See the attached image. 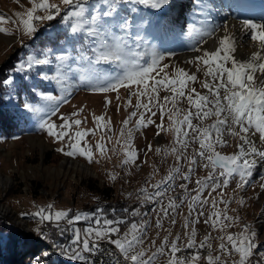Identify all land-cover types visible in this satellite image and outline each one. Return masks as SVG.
Returning a JSON list of instances; mask_svg holds the SVG:
<instances>
[{"label":"snow or ice","instance_id":"obj_1","mask_svg":"<svg viewBox=\"0 0 264 264\" xmlns=\"http://www.w3.org/2000/svg\"><path fill=\"white\" fill-rule=\"evenodd\" d=\"M31 7L24 14L17 13L20 17V28L29 39L35 37L40 26L48 21L61 18V24L69 33L67 47L54 52L45 49L38 59L29 55L26 60L19 62L15 71L30 70L37 65H52L53 75L41 72L43 79L55 81L65 93L54 96L48 92H40L38 95L47 103L43 106L25 102L23 107L39 118L38 127L55 141L62 142V147L57 151L67 156L85 157L90 163L94 159L92 146L87 143L85 137L101 132V140L95 144L96 152L102 157L106 156L109 149L106 143L112 141L108 135L113 131L110 118L103 115L93 116L96 127L82 129L79 126L82 120L78 119L79 111L72 112L71 118L61 115L62 123L59 125L50 119L59 111L60 103H67V97L79 84H86L93 92L116 93L120 99V90L127 93L125 108L132 107L128 116L122 121L119 135L112 145L111 152L123 154L120 166L135 164L138 158L134 147V134L149 125L155 124L153 117L159 113L160 123L155 124L156 135L172 132L173 143L171 147L157 146L155 152L163 156L173 155L176 166L169 168L167 175L154 184L141 186L137 189V199L140 205L151 202H160L161 206L155 211L159 218L156 227L162 228L161 221L172 216L170 224H176L175 214L181 207L184 199H188V214L183 216V235L186 243L178 245L180 234L169 242L171 231L164 229L167 234L163 237L159 246L152 240L149 246H145L146 223L132 221L128 223L126 217L110 219L103 207H98L94 212L77 211L70 216L71 210H55L51 204L41 207L32 216L38 218L41 223L49 222L59 227L61 221L68 225L78 222H87L83 234L79 228H73L72 243L77 245L70 250V259L87 261L82 253H99L101 242L113 245L124 264H155L159 255H167L166 264H199L201 261V249H207L208 255L203 257L206 264H228L222 259L224 256L238 255V259L231 264H253L255 255L256 232L251 225L244 224L239 232L227 231L240 221L238 215L228 214L229 201L224 199V191L231 180H236V189H244L250 182L254 170L259 162H264V150L256 146L255 139L258 134L259 141L264 144V23H256L250 19L242 21L245 32H250V38L257 50L247 59H238L236 37L229 32L228 25L217 24L212 15L213 5L207 0H193L186 36L193 39L192 50L196 53L187 63L194 65L195 72H190L178 65H171L172 74L167 71L168 63H163L165 54L159 52L155 45L150 44L149 39L140 32L141 24H134L131 14L139 12L137 6L146 9H161L168 0H60L59 4L51 0H29ZM38 13H43L38 14ZM3 14H0V25L8 22ZM15 24V21H12ZM133 27L136 32L133 33ZM223 27L224 34L217 38V46L209 50L203 45L206 37H215ZM17 28V31L20 30ZM0 34L12 35L8 29L0 26ZM82 41V42H81ZM24 45V41L20 40ZM75 50V55H73ZM90 53V54H89ZM169 56L172 53H168ZM148 59H145V57ZM110 66V70L103 68ZM203 73L204 79L199 80L197 73ZM9 77L3 83L10 84ZM199 83L202 90L194 85ZM161 91L165 94L161 96ZM132 96L136 97L135 105L132 104ZM143 98V99H142ZM146 101V102H145ZM186 101L187 108L180 105ZM106 105L111 103L107 95ZM170 105V106H169ZM119 111V105L117 106ZM133 117H137L135 124L129 127ZM165 119L168 124L165 126ZM211 121L206 123V121ZM73 126L77 129L73 131ZM238 138L236 151L224 154L219 148L226 147V137ZM66 141V145L64 142ZM81 141H84L83 145ZM197 144L192 149L191 155L187 149ZM67 147L68 150H65ZM148 151H152V145H148ZM186 161L187 171L182 172L181 161ZM209 169L206 176L198 177L195 181V195H192L186 183L179 187L186 196L180 198L178 203L173 197H168L166 205L162 203L167 192L174 187L177 179L187 182L197 167ZM109 179L115 180L116 175L109 173ZM152 174H149V179ZM264 179V177H262ZM149 187L152 191H149ZM264 189V183L260 184ZM208 190V197L202 198V193ZM216 193V195H213ZM211 198V211L203 220L205 225H210L213 230H218L221 235L217 247L218 254L212 255L210 236L205 235L197 243L196 225L202 217H205L204 206L209 204ZM96 199V198H94ZM237 203L241 206L244 200L241 197ZM220 204L224 207L221 209ZM112 212L116 210L111 209ZM135 217L141 215L140 208L123 209ZM235 212V209H232ZM128 224L127 230L121 233V226ZM39 232L40 230L37 229ZM43 235V233H41ZM159 235V233H157ZM150 248L154 251L149 253ZM167 249V253L165 252ZM188 255H184L189 251ZM109 257L107 264H121V260L115 253L107 252ZM260 259L255 264H264V253L259 254ZM87 264H94L87 261ZM101 264H105L101 260Z\"/></svg>","mask_w":264,"mask_h":264},{"label":"rangeland","instance_id":"obj_2","mask_svg":"<svg viewBox=\"0 0 264 264\" xmlns=\"http://www.w3.org/2000/svg\"><path fill=\"white\" fill-rule=\"evenodd\" d=\"M51 2L59 4L60 0H51ZM90 3L94 0H89ZM207 2L213 5V8L218 11L212 13L215 22L222 26V20L220 16L222 14L232 13L231 4H227L224 0H207ZM31 7L29 0H0V14H3L8 19V22L4 23V28L12 32V35H4L7 38H11V42L0 38V64L9 59V55L15 53V60L11 68L8 69L4 81L9 77L12 78L10 84L4 85L3 101L4 104L10 107H14L16 110V121L18 126H22V133L15 134L9 138L0 137V174L7 175L11 178L7 188H0V203L6 205L10 210L13 218L0 217L6 223H12L15 219L21 218L26 221V224L32 231L35 237H39L41 232L45 231L44 225L47 222L41 223L38 218L32 216V213L38 211L41 207H46L51 204L53 211L66 210L67 208H77L84 204L92 203L95 201V197L99 194L98 190L101 187L110 186L113 190L111 195L112 199L115 197L121 198L124 201L131 199L137 200L139 204L135 208H140L141 215L135 216L133 220L137 223L141 221L146 223L145 228V246H149L152 240L156 241V246L160 245L161 240L167 234L164 229L171 231L172 235L169 237V242L176 237V234H180V240L178 245L186 243L187 238L183 235V216L188 214V199L190 196L184 199L180 208L177 209L175 214L176 224H170L172 216L164 218L161 223L162 228L156 227V221L159 218V214L155 209L161 206L160 202H151L144 205H140L137 199V189L141 186H147L154 184L161 180L169 168L176 166V160L173 155L163 156L157 155L155 148L171 147L173 143L172 132L161 133L156 135L157 128L155 124L160 123L159 113L153 117L155 124L149 125L147 128H143L134 134V147L137 150L138 158L135 164L120 166L121 160L124 158L123 154L119 152V146H117V153L111 152L112 145L115 143L117 136L119 135L122 121L133 111L132 107L125 108L124 104L127 99V93L121 89L120 99L116 98V93H98L91 91L86 84L76 83L78 86L73 89L72 93L68 95L67 103L59 104V111L55 115H51L50 119L55 121L57 125L62 123L60 119L61 115L71 118L72 112L79 111L78 119L83 122L79 126L82 129L95 128V122L93 116L103 115L105 118H110L112 122L113 131L108 133L112 136V141H103L106 143L109 149L106 156H101L96 152L95 144L101 140V132L96 131L94 134H89L85 137L88 144L92 146L94 153V159L90 163L85 157L77 154L76 156H67L63 152L57 151L62 147V142L55 141L49 137L47 133L38 127L39 118L24 109L25 102L43 106L46 101L38 95L40 92H48L54 96L64 95L61 91V86L56 84L55 81H49L43 79L40 75L41 72L47 73L49 76L53 75L52 65H37L30 70L22 72L15 71L19 62L27 59L29 55H34L38 59L42 58L41 53L45 49H52L54 52H58L67 47V41L69 40V33L61 24V18L58 17L53 21H48L40 26L39 30H43L46 33H52L54 28L62 29L63 35L56 36L55 42H26L28 36L23 34L22 28H20V17L16 14H24L27 8ZM139 12L131 14L134 24H141L140 32L145 35L150 44L155 45L156 49L165 54V60L163 63L170 65L169 75L172 74L171 65L175 64L185 68L190 72H195L194 65L187 63L195 55L199 54L192 50L193 39L185 35L187 32V24L191 9L193 8V0H168V3L161 9H146L143 6H137ZM43 14V13H38ZM247 19V18H244ZM15 21V24L12 23ZM17 28H20L17 31ZM133 33L136 32V28L133 27ZM20 40L24 41V45L20 43ZM26 40V41H25ZM82 42V41H81ZM203 47L214 50V48L203 45ZM212 48V49H211ZM168 53H172L171 56ZM73 50V55H75ZM90 54V53H89ZM145 59H148L146 56ZM105 69L110 70V66L103 65ZM198 79L203 80V73H197ZM200 91L199 83L194 85ZM165 93L161 91V96ZM107 95L111 103H105V96ZM143 99V98H142ZM146 102V101H145ZM136 97L132 96V104L135 105ZM119 105V111L117 106ZM170 106V105H169ZM181 108H187L186 101L180 105ZM137 117H133L129 127L135 124ZM211 121H206L210 123ZM168 121L165 119V126ZM79 130L76 126H73V131ZM228 144L226 147L219 148L218 150L224 154H231L235 152L238 138L226 137ZM84 141H81L83 145ZM256 146L261 150H264V144L258 139V134L255 139ZM66 145V141L64 142ZM152 145V151H148V145ZM198 147L197 144L191 145L187 152L189 155L192 153V149ZM43 149V150H42ZM65 150H68L65 147ZM47 154L48 162L43 161L44 155ZM71 160L73 164H68ZM182 172L187 171L186 161L180 162ZM83 165L84 167H81ZM209 169L203 167H197L192 174L187 184L188 191L195 195L194 189L196 188V179L198 177L206 176ZM109 173L115 174L116 179H109ZM149 174L151 178L149 179ZM264 162H259L254 170L253 176L250 178V182L244 189H236V180H231L229 186L224 191V199L229 201L228 214L240 217V221L235 223L232 228L227 229L231 232H239L241 226L244 224L251 225L252 230L256 232V244L255 255L253 260L260 259L259 254L264 253V189L260 188V184L264 183ZM177 180L174 182V187L167 192V195L163 198L162 203L164 205L168 202V197H173L179 203L181 197H185L186 194L182 190L179 195L176 193L178 190ZM149 191L152 189L149 187ZM216 195V193H213ZM208 197V190L202 193V198ZM243 198V206L239 205L237 201ZM110 200V199H109ZM211 198H209V204L204 206L205 217H202L200 222L196 225L197 236L196 240L199 242L205 235L211 234L210 243L212 244V255L218 254L217 247L220 241L217 239L221 235L218 230H213L210 225H205L203 220L206 218L210 207ZM219 207L223 209L224 205L220 204ZM232 209L236 211L233 212ZM67 223L66 221H63ZM49 223V222H48ZM80 223L71 225L68 232H71V238L73 240L74 233L73 228H79ZM82 225V224H80ZM82 226H87L82 225ZM84 227V228H85ZM128 224L121 228V233L127 230ZM68 228V227H67ZM83 228V229H84ZM37 229L40 231L38 232ZM71 229V230H70ZM81 233L83 234V230ZM25 232V231H24ZM159 233V235H157ZM35 241H31L34 244ZM75 245L74 248H76ZM65 257H68V253L64 251ZM38 249V247H37ZM36 249V250H37ZM154 248H150L149 253L154 251ZM167 253V249H165ZM57 254V253H56ZM222 259L231 262L238 259V255L233 253L231 256H224L221 254ZM58 257V254H57ZM54 260L58 259L54 257ZM168 259L167 255H159L155 261V264H166ZM83 263V261H81Z\"/></svg>","mask_w":264,"mask_h":264},{"label":"trees","instance_id":"obj_3","mask_svg":"<svg viewBox=\"0 0 264 264\" xmlns=\"http://www.w3.org/2000/svg\"><path fill=\"white\" fill-rule=\"evenodd\" d=\"M62 29L54 28L52 33H46L42 29L38 31L35 37L27 39L26 42H55L56 36L63 35ZM15 53H13L8 60L0 64V137L9 138L15 134L22 133V126L17 125L16 110L14 107H10L4 104L3 94L4 85L3 79L7 75V71L12 67L15 60ZM44 162H48L47 154L42 158ZM98 195L95 197V201L92 203L84 204L77 208H67L66 210H71L70 216L75 215L77 211L80 212H94L96 208L103 207L108 218H124L126 217L128 223L135 217L123 211V209H133L139 204L137 200L131 199L124 201L121 198L115 197L112 199L111 195L114 193L110 186L101 187L98 190ZM110 199V200H109ZM115 209L112 212L111 209ZM82 225H86L87 222H78ZM122 225L121 228L125 227ZM45 231L41 232L43 235L39 237L54 247V250L58 254V259L54 260L53 254L45 250H36L37 242L31 244L27 237L30 235L17 225H7L6 221L0 218V264H81L79 260L70 259V250L75 247L72 243L71 232H68L71 227L67 223L61 221L59 227L45 224ZM68 227V228H67ZM71 230V229H70ZM64 246V251L68 253V257L64 256L62 247ZM253 260V259H252ZM255 264V260H253Z\"/></svg>","mask_w":264,"mask_h":264},{"label":"bare ground","instance_id":"obj_4","mask_svg":"<svg viewBox=\"0 0 264 264\" xmlns=\"http://www.w3.org/2000/svg\"><path fill=\"white\" fill-rule=\"evenodd\" d=\"M227 4H231L232 13L222 14L220 16L222 20V26L226 23L228 25L229 32L232 33L236 37L237 41V52L236 56L238 59H247L253 52L257 50L255 44L250 38V32H245L242 27V21L244 18L250 19L256 23H264V0H224ZM224 34L223 27L216 33L215 37H206L205 45L210 46L215 49L217 46V38ZM4 40L11 42V38H7L6 36H1ZM211 48V49H212ZM43 150V149H42ZM68 164H73L71 160ZM81 167H84L81 165ZM11 181L7 175L0 174V188H7L8 183ZM0 217H9L13 218L10 210L6 205L0 203ZM15 219L14 222H17ZM12 222V225H17ZM26 224V223H25ZM27 225V224H26ZM24 227V226H23ZM28 227V225H27ZM29 228V227H28ZM26 233H28L26 228H23Z\"/></svg>","mask_w":264,"mask_h":264},{"label":"built area","instance_id":"obj_5","mask_svg":"<svg viewBox=\"0 0 264 264\" xmlns=\"http://www.w3.org/2000/svg\"><path fill=\"white\" fill-rule=\"evenodd\" d=\"M177 187H178V190L176 191V193L179 195L180 193H182V189L179 187V185L181 183H185V181H183L182 179H177ZM46 224H50V223H46ZM52 226H55L53 224H50ZM80 226L79 229H82L85 227V226H82V225H78ZM197 243H199L197 241ZM182 246V245H180ZM112 252V253H115L117 255V257L121 260V264H124L123 262V258L119 256L117 250L115 249V247L113 245H110L106 242H101V248H100V252L99 253H95V254H92V253H82L83 255H85L87 257V261H93L94 264H101V260H104L105 264H107V261L109 259V257L106 255L107 252ZM189 251H186L185 253H183L184 255H188ZM201 252V261L199 262V264H206V261L203 259V257H206L208 255V250L205 248V249H201L200 250ZM87 261H83V263L81 262V264H87ZM228 264H231V262H229Z\"/></svg>","mask_w":264,"mask_h":264},{"label":"water","instance_id":"obj_6","mask_svg":"<svg viewBox=\"0 0 264 264\" xmlns=\"http://www.w3.org/2000/svg\"><path fill=\"white\" fill-rule=\"evenodd\" d=\"M10 56L11 55H9V57ZM18 219H20V221L16 220L17 222H14V223L17 224V227L20 228L23 231H24L23 228L27 229L28 234L30 235L29 237H27V239H28V241H35V242L38 243V245H37L38 249L37 250H45V251L49 252V254L50 253L54 254L55 258H58L57 254H56V251L54 250V247L51 244H49L47 241L41 239L40 237H35V235H33V233L30 230V228H28L27 225L25 224L26 221L21 219V218H18ZM7 225L12 226V223L9 222V223H7Z\"/></svg>","mask_w":264,"mask_h":264}]
</instances>
